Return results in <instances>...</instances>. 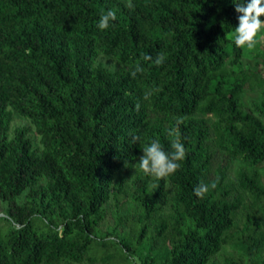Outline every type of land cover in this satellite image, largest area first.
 <instances>
[{
	"label": "trees",
	"instance_id": "obj_1",
	"mask_svg": "<svg viewBox=\"0 0 264 264\" xmlns=\"http://www.w3.org/2000/svg\"><path fill=\"white\" fill-rule=\"evenodd\" d=\"M238 15L233 0H0V264H264V76L243 63L264 50L234 45ZM174 127L180 168L136 169Z\"/></svg>",
	"mask_w": 264,
	"mask_h": 264
},
{
	"label": "clouds",
	"instance_id": "obj_2",
	"mask_svg": "<svg viewBox=\"0 0 264 264\" xmlns=\"http://www.w3.org/2000/svg\"><path fill=\"white\" fill-rule=\"evenodd\" d=\"M235 10L239 14L238 27L234 28L232 33V40L236 47L247 50H254L261 39H264V0H243L242 3H236ZM115 10H108L100 15L98 21V28L105 30L110 26L111 21L116 20ZM145 61H153L157 66L164 63L165 56L163 53L157 55L153 60L151 56L145 55ZM143 69L137 64L136 70L132 73L135 77L137 72H142ZM139 110V104H137ZM179 124V121L177 122ZM170 139L171 152L165 151L158 140H152L143 146V155L139 158V163L134 167L139 169L146 175H151L156 179L165 178L174 174L180 168V162L184 159L186 149L180 140L178 127L168 130ZM140 138L133 136V142H137ZM209 185L201 184L194 189L197 196L204 195L209 190ZM215 187V183L211 185Z\"/></svg>",
	"mask_w": 264,
	"mask_h": 264
},
{
	"label": "rangeland",
	"instance_id": "obj_3",
	"mask_svg": "<svg viewBox=\"0 0 264 264\" xmlns=\"http://www.w3.org/2000/svg\"><path fill=\"white\" fill-rule=\"evenodd\" d=\"M260 50H264V39H261L259 41V45H258ZM243 63L247 66H250L251 68L255 69L257 72L260 73L261 76H264V66L263 65H257L256 64V59L253 58L252 53H249V55L247 57L244 58ZM262 98V94H261V90H256V91H246L243 95H242V100L245 104H248L251 100H261ZM242 163L240 160L235 159L233 161L232 164V171H231V176L234 178L235 177V172L238 169L239 166H241ZM259 172H260V176H261V180L262 182H264V167H259ZM2 206L0 204V212L2 211ZM109 211V210H108ZM134 205L131 202H125L120 210V213L123 217H131L132 215H134ZM4 213H0V216H3ZM114 225H113V219L112 217H110V215H108V217L102 222V224L100 225V230L101 233L106 236H113L115 234L114 231ZM226 251H223L221 255L226 254ZM221 255H217L215 257H213V262H215L216 264H220V260H221ZM135 261L137 263H139V259H135Z\"/></svg>",
	"mask_w": 264,
	"mask_h": 264
}]
</instances>
